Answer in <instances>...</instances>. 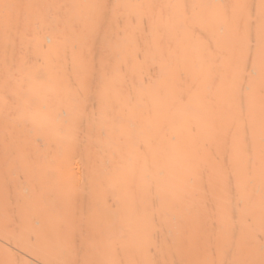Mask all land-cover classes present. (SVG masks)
Wrapping results in <instances>:
<instances>
[{"label": "bare ground", "instance_id": "bare-ground-1", "mask_svg": "<svg viewBox=\"0 0 264 264\" xmlns=\"http://www.w3.org/2000/svg\"><path fill=\"white\" fill-rule=\"evenodd\" d=\"M0 264H264V0H0Z\"/></svg>", "mask_w": 264, "mask_h": 264}]
</instances>
